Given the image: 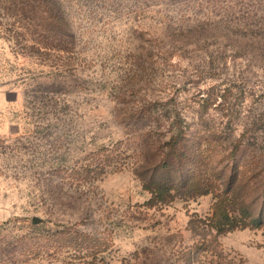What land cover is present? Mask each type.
<instances>
[{
	"label": "rangeland",
	"instance_id": "1",
	"mask_svg": "<svg viewBox=\"0 0 264 264\" xmlns=\"http://www.w3.org/2000/svg\"><path fill=\"white\" fill-rule=\"evenodd\" d=\"M180 130L263 214L264 0H0V264H264L215 192L149 204Z\"/></svg>",
	"mask_w": 264,
	"mask_h": 264
},
{
	"label": "trees",
	"instance_id": "2",
	"mask_svg": "<svg viewBox=\"0 0 264 264\" xmlns=\"http://www.w3.org/2000/svg\"><path fill=\"white\" fill-rule=\"evenodd\" d=\"M166 146L162 158L153 167L139 171L143 187L151 195L148 201L150 205L169 203L174 200L176 193L181 197L189 198L215 192L218 200L215 203L216 209L212 220L213 227L219 233L240 226L256 227L263 222L264 213L254 215L253 204L240 198L245 190L242 182L229 177L218 183L205 180L202 173L181 176L182 170L188 166V163L195 165L197 161L195 158L199 157L196 155L192 140L187 138L185 132L180 130L173 134L167 140ZM262 197L264 198V188Z\"/></svg>",
	"mask_w": 264,
	"mask_h": 264
},
{
	"label": "water",
	"instance_id": "3",
	"mask_svg": "<svg viewBox=\"0 0 264 264\" xmlns=\"http://www.w3.org/2000/svg\"><path fill=\"white\" fill-rule=\"evenodd\" d=\"M41 221H42V219H41L40 217H38V216H34L33 219H32V222H33L34 224H37V223H39V222H41Z\"/></svg>",
	"mask_w": 264,
	"mask_h": 264
}]
</instances>
